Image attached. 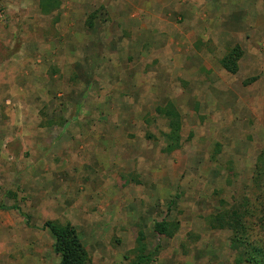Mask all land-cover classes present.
Returning a JSON list of instances; mask_svg holds the SVG:
<instances>
[{"label":"rangeland","instance_id":"374dc122","mask_svg":"<svg viewBox=\"0 0 264 264\" xmlns=\"http://www.w3.org/2000/svg\"><path fill=\"white\" fill-rule=\"evenodd\" d=\"M152 1L0 0V204L30 223L0 209V264H56L46 220L71 224L93 264H131L139 231L157 249L148 264H233L231 231L207 219L250 192L264 144V0H172L160 19L181 58L147 73L125 64L123 39ZM235 45L229 73L219 60ZM168 100L176 150L154 112Z\"/></svg>","mask_w":264,"mask_h":264},{"label":"trees","instance_id":"16d2710c","mask_svg":"<svg viewBox=\"0 0 264 264\" xmlns=\"http://www.w3.org/2000/svg\"><path fill=\"white\" fill-rule=\"evenodd\" d=\"M40 1L41 6L49 9L59 4L58 0ZM87 23L91 27V19ZM241 55V48L235 45L219 60V63L229 73H235ZM254 79L253 77L250 80ZM154 112L165 121L166 130L162 132L165 146L169 150L179 149L182 145V120L176 106L167 101L163 105L156 106ZM250 184V192L234 199L231 204L220 198L218 209L207 219L211 229L231 231L229 248L234 252L233 264H264V144L256 157ZM0 209L17 210L24 217L25 223L29 225V216L22 212L18 205L0 204ZM176 227V223L163 221L155 226V231L159 234L172 235ZM40 229L48 230L53 237L52 250L59 257L56 264H93L71 224L46 220ZM144 239L143 231H139L138 246L131 264H148L154 258L157 252L156 247L147 252Z\"/></svg>","mask_w":264,"mask_h":264},{"label":"crops","instance_id":"0c3cea01","mask_svg":"<svg viewBox=\"0 0 264 264\" xmlns=\"http://www.w3.org/2000/svg\"><path fill=\"white\" fill-rule=\"evenodd\" d=\"M218 1L219 4L220 2H226V0H210L209 3L211 5L212 2ZM169 2L172 3V0H157L154 2H149L147 22L144 23V26H139L140 28L136 30L137 33L135 36L132 35L130 38L126 37L123 39L128 42L127 48H129L133 39V42L130 46L131 48L129 49V52L131 53L130 57H132L131 63H133V65H131L130 62L125 64H130V67H133L136 71L159 73V71H162L163 69L164 71L171 72L175 69V61H178L181 58L180 48L175 37L176 24L173 22V20H171L172 18H169L166 24L162 23V20L160 19L161 17H165L167 14L169 16L170 13L168 10L174 9V7L168 5ZM125 5L126 4H123V6ZM115 6L118 7L120 4H115ZM180 6L176 8V11L185 12L186 9L183 6ZM123 9L125 10V8ZM137 21L140 22L141 20L137 19ZM126 31L130 32L131 30L127 29ZM135 39L139 43L138 45L135 42ZM163 65H167L168 68L164 69L162 67ZM168 101L172 102L171 100Z\"/></svg>","mask_w":264,"mask_h":264}]
</instances>
